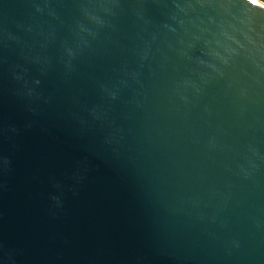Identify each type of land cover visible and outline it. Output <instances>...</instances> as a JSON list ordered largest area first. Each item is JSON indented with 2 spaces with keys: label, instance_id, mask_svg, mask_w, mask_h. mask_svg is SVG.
<instances>
[{
  "label": "water",
  "instance_id": "1",
  "mask_svg": "<svg viewBox=\"0 0 264 264\" xmlns=\"http://www.w3.org/2000/svg\"><path fill=\"white\" fill-rule=\"evenodd\" d=\"M0 264H264V1L0 0Z\"/></svg>",
  "mask_w": 264,
  "mask_h": 264
},
{
  "label": "trees",
  "instance_id": "2",
  "mask_svg": "<svg viewBox=\"0 0 264 264\" xmlns=\"http://www.w3.org/2000/svg\"><path fill=\"white\" fill-rule=\"evenodd\" d=\"M262 1H264V0H262Z\"/></svg>",
  "mask_w": 264,
  "mask_h": 264
}]
</instances>
